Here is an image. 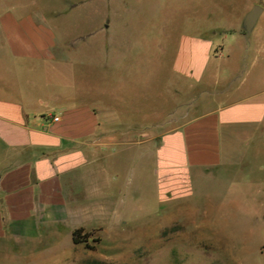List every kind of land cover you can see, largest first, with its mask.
<instances>
[{
	"label": "crops",
	"instance_id": "1",
	"mask_svg": "<svg viewBox=\"0 0 264 264\" xmlns=\"http://www.w3.org/2000/svg\"><path fill=\"white\" fill-rule=\"evenodd\" d=\"M254 4L263 11L247 35L243 22ZM0 28L5 35L0 39V264H82L93 255L73 242V232L83 228L92 238L113 229L121 155L104 148L118 146L120 136L148 144L141 149L142 166L166 193L174 182L191 189L218 168L248 171L264 158V0H252L235 22L208 36L179 39L173 71L209 88L206 104L191 107L206 109L159 135L154 150L146 86L131 99L132 91L117 83L110 109H102L110 110L111 119H101L95 98H89L86 72L75 68L74 82L63 80L74 61L68 56L72 42L59 41L31 16L18 20L7 13ZM116 47L112 54H99L103 66L108 59L113 67L123 66ZM110 73L124 79L114 68ZM126 102L139 103L138 109ZM131 112L133 117L122 118ZM123 126L134 129L126 135ZM259 166L264 169V159Z\"/></svg>",
	"mask_w": 264,
	"mask_h": 264
},
{
	"label": "rangeland",
	"instance_id": "2",
	"mask_svg": "<svg viewBox=\"0 0 264 264\" xmlns=\"http://www.w3.org/2000/svg\"><path fill=\"white\" fill-rule=\"evenodd\" d=\"M250 5L252 0L229 6L224 0H0V20L7 13L18 20L31 16L59 41L72 42L68 56L74 61L63 80L74 82L75 68L86 72L89 98H95L101 119H111L110 110L102 109H110L117 83L132 91L131 99L146 86L154 150L159 135L206 109L191 107L206 104L209 88L173 71L179 39L208 36L209 30L235 22ZM0 39H5L1 28ZM116 44L115 56L124 67H113L110 59L103 66L99 54H112ZM113 68L125 80L112 79ZM128 71L133 72L130 78ZM124 105L138 109L139 103ZM131 129L120 128L126 135ZM119 140L118 146L104 148L121 155L113 190L115 224L89 240L95 249L82 264H264V169L259 166L264 158L252 162L248 171L218 168L191 189L186 182H174L166 193L158 177L142 166L141 149L148 144Z\"/></svg>",
	"mask_w": 264,
	"mask_h": 264
},
{
	"label": "water",
	"instance_id": "3",
	"mask_svg": "<svg viewBox=\"0 0 264 264\" xmlns=\"http://www.w3.org/2000/svg\"><path fill=\"white\" fill-rule=\"evenodd\" d=\"M263 11V8L259 5H256L253 7V9L246 15L244 22H243V27L244 30L246 31L247 35H249L254 27L256 26L258 19Z\"/></svg>",
	"mask_w": 264,
	"mask_h": 264
},
{
	"label": "trees",
	"instance_id": "4",
	"mask_svg": "<svg viewBox=\"0 0 264 264\" xmlns=\"http://www.w3.org/2000/svg\"><path fill=\"white\" fill-rule=\"evenodd\" d=\"M91 236L92 232H86L83 228H79L73 232V242L75 244H84L87 249L94 250L95 247L89 244Z\"/></svg>",
	"mask_w": 264,
	"mask_h": 264
},
{
	"label": "built area",
	"instance_id": "5",
	"mask_svg": "<svg viewBox=\"0 0 264 264\" xmlns=\"http://www.w3.org/2000/svg\"><path fill=\"white\" fill-rule=\"evenodd\" d=\"M53 119H54V121H58L59 120V117L58 116H55Z\"/></svg>",
	"mask_w": 264,
	"mask_h": 264
}]
</instances>
